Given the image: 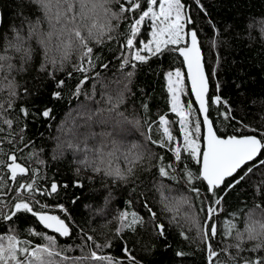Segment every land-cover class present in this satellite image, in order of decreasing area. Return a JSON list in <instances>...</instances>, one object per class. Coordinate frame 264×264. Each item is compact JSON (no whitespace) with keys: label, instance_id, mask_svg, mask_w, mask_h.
<instances>
[{"label":"snow or ice","instance_id":"1","mask_svg":"<svg viewBox=\"0 0 264 264\" xmlns=\"http://www.w3.org/2000/svg\"><path fill=\"white\" fill-rule=\"evenodd\" d=\"M27 3L25 14L18 0L0 32V264H143L133 253L144 233L187 244L174 251L177 264H264V116L255 123L237 111L220 79L222 46L240 34L222 32L203 0ZM257 25L264 49V17L247 23L248 38ZM166 57L178 66L165 69ZM145 68L164 81L156 111L143 88L129 106ZM65 98L78 106L72 126H58L51 160L71 152V181L49 175L46 149L28 134L30 124L50 128ZM257 106L264 99L251 100ZM85 179L106 193L88 219L75 194ZM115 187L128 195L113 209Z\"/></svg>","mask_w":264,"mask_h":264},{"label":"trees","instance_id":"2","mask_svg":"<svg viewBox=\"0 0 264 264\" xmlns=\"http://www.w3.org/2000/svg\"><path fill=\"white\" fill-rule=\"evenodd\" d=\"M203 2L212 19L222 32L225 29H228L233 36L237 33L240 34L238 40L231 41L229 46H222L221 56L223 57V61L220 77L221 83L223 84L222 95L225 98L230 99L232 105L237 111L244 110L250 112V121L259 123L260 117L264 116V109L259 106L249 107V104L253 99H256L257 101L264 99V49L261 48L258 42V25L252 30V36L254 37L252 40H249L248 38L246 26L253 18L259 21V19L264 17V0H203ZM17 3L18 0H0V8L4 16V27L3 29H0V32L6 30L13 22L14 10L16 9ZM24 6L25 14H27L29 11L27 0H24ZM16 23L18 24L19 21L17 20ZM201 23H206V21H201ZM205 31L208 30L205 29ZM212 55L214 56L215 53ZM205 58L208 60L207 40H205ZM169 64H172L174 67L178 66L174 57H166L164 59L163 65L165 69H167ZM211 64L212 61H209L210 66ZM154 71L158 73L159 66H154ZM106 75L111 78L112 73H107ZM20 79L21 81L31 80V74L29 76L21 77ZM241 81H243V86L238 90L235 85ZM40 83L41 81L35 80L28 86L32 88ZM163 85L164 81L161 75L150 74L148 69L145 68L131 84L132 91L136 92L137 95L135 98L129 99V106L133 102V99L139 104L140 94L138 89L143 88L154 97L152 110L156 111L158 107H162L163 105V101L161 100ZM97 99H99V96H97ZM48 100V96L42 95L35 99V103L42 106L44 103L48 102ZM81 101H83L82 97ZM77 106L78 103L76 100L69 101L65 98L62 103L53 105L55 108L54 115L56 116V119L50 128L47 127V125H29L28 134L37 138L36 143L38 147L43 146L46 149L44 158L48 161L50 166L49 175L59 170L60 175L57 176V179L61 180L71 181L74 178L72 175V168L74 167L72 164V154L71 152H68L63 159L56 162L51 160V155L56 148L55 137L60 135L58 126L63 127L62 121L65 120H67L68 127L72 126L73 121L69 118L68 113L70 109H76ZM89 107L92 111H95L97 105L90 104ZM170 118L175 119L171 114ZM80 122L81 121L77 119V123ZM94 130L99 132L101 131V128L97 125ZM41 134H43V139H40ZM83 175L87 176L88 173H83ZM138 175L141 174L138 173ZM146 175V173L142 174L141 179L145 178ZM93 188L99 189V191L92 192ZM75 194L82 197L79 211L83 213L85 219H88L90 214L102 205L103 198L106 195L99 182L89 184L86 179L84 189L82 191L75 190ZM127 195L128 192L126 189L115 187L113 189L114 199L111 207L115 209L124 199L127 198ZM85 204H90L92 207L90 209L85 208ZM102 223L103 220H96L95 226L98 231L106 230L100 228ZM130 239L135 240L137 237L132 236ZM68 243H71V241H68ZM165 243L170 244L171 247H165ZM153 244L156 245L154 250H152ZM129 247L131 248L132 245L129 244ZM181 247H184V249L187 250V244L182 243L178 236H170L166 242H162L155 240L148 233H144L143 239L140 240V245L137 246L133 254L136 255L137 259L141 260L143 264H177L174 260L173 253ZM112 253L117 256L121 255L118 246H114ZM74 254L79 255V252L77 251Z\"/></svg>","mask_w":264,"mask_h":264},{"label":"water","instance_id":"3","mask_svg":"<svg viewBox=\"0 0 264 264\" xmlns=\"http://www.w3.org/2000/svg\"><path fill=\"white\" fill-rule=\"evenodd\" d=\"M0 11H1V8H0Z\"/></svg>","mask_w":264,"mask_h":264}]
</instances>
